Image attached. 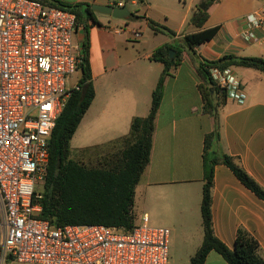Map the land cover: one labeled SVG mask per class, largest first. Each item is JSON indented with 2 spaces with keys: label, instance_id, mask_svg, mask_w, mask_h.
I'll return each instance as SVG.
<instances>
[{
  "label": "crops",
  "instance_id": "crops-1",
  "mask_svg": "<svg viewBox=\"0 0 264 264\" xmlns=\"http://www.w3.org/2000/svg\"><path fill=\"white\" fill-rule=\"evenodd\" d=\"M75 4L112 5L115 0H60ZM203 0H142V10L132 21L131 38L111 28L112 41L88 29L89 64L94 99L76 132L82 142L80 155L85 160L118 153L122 138L135 117H146L151 94L163 66L150 60L163 46L182 44L193 33V13ZM138 6L135 0L129 3ZM264 0H218L208 9L204 29L219 27L208 42L191 55L182 52L178 66L164 79L161 103L154 120L149 164L135 187L133 213L137 221L144 215L148 224L162 225L178 241L185 262L196 253L203 240L200 203L203 186V141L218 123L216 149L235 159L241 169L264 189V73L248 68H229L241 84L244 102L231 99L215 108V117L203 113L197 67L202 61H217L225 55L264 58V42L245 44L238 33L242 18L257 11ZM147 20L164 26L175 35L153 32ZM98 27L99 29H93ZM134 33L140 37L135 38ZM85 41L82 26H77L73 45L80 52ZM111 52L112 55H109ZM175 54V53H174ZM174 56V55H173ZM97 60V69L94 68ZM79 76L70 79L69 88ZM79 132V133H78ZM78 140V138H77ZM70 141V143H71ZM71 148V147H70ZM84 163V162H83ZM86 164V163H84ZM91 165V163L89 164ZM211 221L215 237L233 249L239 231L258 244L264 259V201L247 190L223 165L214 168L211 187ZM204 264H226L211 251Z\"/></svg>",
  "mask_w": 264,
  "mask_h": 264
},
{
  "label": "built area",
  "instance_id": "built-area-1",
  "mask_svg": "<svg viewBox=\"0 0 264 264\" xmlns=\"http://www.w3.org/2000/svg\"><path fill=\"white\" fill-rule=\"evenodd\" d=\"M76 27L68 11L36 0H0V264H169V230L150 227L146 215L130 230L53 227L39 219L48 142L76 88L68 86L80 63ZM238 37L264 42V5L242 18ZM209 76L227 99L244 102L229 68H211Z\"/></svg>",
  "mask_w": 264,
  "mask_h": 264
},
{
  "label": "trees",
  "instance_id": "trees-1",
  "mask_svg": "<svg viewBox=\"0 0 264 264\" xmlns=\"http://www.w3.org/2000/svg\"><path fill=\"white\" fill-rule=\"evenodd\" d=\"M36 1L72 13L76 19V26L81 25L85 32V41L79 54L80 78L76 88L70 91L48 142V164L39 201L41 206L39 219L53 227L103 225L130 230L137 223L133 213L135 187L149 164L154 120L161 103L164 79L178 66L182 52L191 55L196 47L210 41L217 34L219 27L204 29L203 26L208 18L209 7L218 0H203L204 10L195 8L191 23L195 31L185 35L182 44L163 45L153 52L150 60L162 64L163 70L151 94L147 116L132 119L128 134L121 139L123 143L121 151L102 156L97 164L90 166L71 158L70 141L95 96L89 64L88 29L91 26H99V23L95 19L91 5L87 3ZM134 18V14L131 13L130 19ZM147 24L155 33L170 37L175 35L173 31L151 20H147ZM171 50L175 54L169 58ZM231 67L254 69L264 73V58L225 55L217 61L200 62L197 73L202 81L199 86L202 110L210 117H215V108L223 104L227 97L225 91L211 80L209 69L223 70ZM218 142L219 129L215 119L213 131L206 134L203 141V186L200 203L203 240L190 258L189 264H204L211 251L219 254L226 264H264V259L258 254L257 242L245 233L241 231L237 233L233 249H229L213 233L211 187L215 166L227 167L247 190L264 201V189L239 167L234 158L217 151Z\"/></svg>",
  "mask_w": 264,
  "mask_h": 264
},
{
  "label": "rangeland",
  "instance_id": "rangeland-1",
  "mask_svg": "<svg viewBox=\"0 0 264 264\" xmlns=\"http://www.w3.org/2000/svg\"><path fill=\"white\" fill-rule=\"evenodd\" d=\"M202 3L204 2H201L200 4H198L197 7H199V5H201ZM127 9L129 10L130 13L135 14V13L141 12L142 7L140 3L138 6H135V7L131 6L130 4H127ZM95 17L97 18V20L100 22V24L104 28L103 30H99L98 32L102 37H105L112 41L113 33L110 30L111 28L120 29L122 31V33L120 34L122 35L121 37L131 38L133 36L132 32L135 30L133 26L135 25L134 22L124 21L121 19H114L108 15H104V14H100L96 12H95ZM93 29H99V28L95 27ZM109 55H112L111 52ZM93 64H94V68L97 69V60H94ZM78 76L79 74H74L72 75V79L75 80ZM70 84L68 85L69 87H70ZM81 146H82V142L79 140V136H77L76 134L75 138L70 143L71 158L76 161L82 162V163L84 162L88 166H90L89 165L90 163L91 165L95 164L98 161V158L96 157H93L90 159L92 160V162H89L85 160L84 158H82V156L80 155ZM149 226L154 227V228L163 227L162 225H153L151 223L149 224ZM168 262L169 264H187L185 262L184 255L180 251L178 241L173 237L172 234H169Z\"/></svg>",
  "mask_w": 264,
  "mask_h": 264
},
{
  "label": "water",
  "instance_id": "water-1",
  "mask_svg": "<svg viewBox=\"0 0 264 264\" xmlns=\"http://www.w3.org/2000/svg\"><path fill=\"white\" fill-rule=\"evenodd\" d=\"M205 8V3H202L199 5L198 9L204 10ZM91 10L95 13H100L104 15H108L114 19H121L124 21H127L131 18V13L127 9L126 6L123 7H113L111 5H97V4H92L91 5ZM193 19H191V22ZM174 55V52L171 50L169 51V58H172ZM216 112V110H215Z\"/></svg>",
  "mask_w": 264,
  "mask_h": 264
}]
</instances>
